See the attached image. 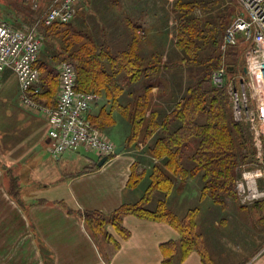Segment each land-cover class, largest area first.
<instances>
[{"label": "trees", "instance_id": "obj_1", "mask_svg": "<svg viewBox=\"0 0 264 264\" xmlns=\"http://www.w3.org/2000/svg\"><path fill=\"white\" fill-rule=\"evenodd\" d=\"M136 1V14L121 11L123 17L112 18L109 24L92 14L77 15L66 23L46 25L42 16L28 22H38L41 36L34 63L40 71L39 91L32 98L53 107L59 66L71 63L75 89L100 99L90 123L104 132L116 123L118 114L119 122L128 124L123 151L130 148L142 154L139 163L134 160L127 182L132 189L143 182L136 200L123 201L109 213L78 211L93 237L102 235L117 248L107 225L127 236L122 226L125 215L163 221L179 234L178 240L161 244L164 264H177L193 250L203 264H214L196 229L198 207L179 216L167 201L173 190L193 178L200 179L201 198L216 204L236 200L235 181L243 167L252 168L257 161L248 125L234 120L226 87L211 81L212 72L222 64L233 69H227L229 74L242 72L240 54L246 45L220 50L225 30L240 14V7L236 0ZM170 20L172 49L165 56L166 42L154 47L151 36L167 38Z\"/></svg>", "mask_w": 264, "mask_h": 264}, {"label": "crops", "instance_id": "obj_2", "mask_svg": "<svg viewBox=\"0 0 264 264\" xmlns=\"http://www.w3.org/2000/svg\"><path fill=\"white\" fill-rule=\"evenodd\" d=\"M8 71L0 76V264H164L161 244L179 238L168 223L125 215L122 226L127 236L112 225L106 228L118 242L116 248L102 235L93 237L78 213H109L123 201L140 196L127 187L133 156L122 151L101 166L94 151V159L84 157L77 148L53 157L46 115L21 105L19 97L13 99L4 87ZM99 100L98 96L89 113L97 112ZM120 119L115 113L116 123L109 132ZM105 135L111 140L110 133ZM123 143L124 139L119 145ZM262 147L264 156L263 137ZM258 186L264 190V176L258 178ZM200 188L199 178L190 179L173 190L167 202L179 216L198 207L196 229L214 264H264V198L242 203L237 195L235 201L212 202L206 219L207 209L201 203L209 198L200 197ZM208 237H214V246L218 238L219 248L211 247ZM216 250L219 261L214 257ZM177 264L203 263L193 250Z\"/></svg>", "mask_w": 264, "mask_h": 264}, {"label": "built area", "instance_id": "obj_3", "mask_svg": "<svg viewBox=\"0 0 264 264\" xmlns=\"http://www.w3.org/2000/svg\"><path fill=\"white\" fill-rule=\"evenodd\" d=\"M80 0H52L43 22L66 23L75 13ZM240 14L226 28L221 50L239 44L246 45L244 68L240 73L229 74L222 64L211 74L217 87H226L234 120L248 125L257 161L252 168H242L235 181L242 203L264 198L258 178L264 176L262 137L264 136V0H236ZM41 48L36 26L18 27L0 22V74L11 70L20 88L23 105L44 113L48 120L49 151L55 158L80 146L96 152L100 157L114 154L116 145L88 119L92 104L98 99L95 93L75 89L76 73L69 62L59 66V90L53 107L43 106L32 98L39 91L40 71L34 65Z\"/></svg>", "mask_w": 264, "mask_h": 264}, {"label": "rangeland", "instance_id": "obj_4", "mask_svg": "<svg viewBox=\"0 0 264 264\" xmlns=\"http://www.w3.org/2000/svg\"><path fill=\"white\" fill-rule=\"evenodd\" d=\"M170 1H172V0H169V2ZM51 2H52V0H27L25 3H23L21 0H0V22L5 21L12 26L14 25V27L17 26L15 28H18L19 26H20V28L21 27H28V26H37L38 22L33 23V24H30L28 22H30L32 20L39 19L41 16L44 17L46 12L49 9ZM137 3H138V1H136V0H80L76 4L75 13H74L73 17L71 18V20L74 19L75 17H77V15L85 14L87 16V15L92 14L93 18L95 20L99 21L100 23H102L101 20H103L104 22L106 20H108L107 23L109 24L112 21H114V20L110 21V19H112V18L121 19L123 17L122 15H120V14H122L121 11H127V12H129L128 14H136L134 12V10L137 6ZM167 6H168V4H167ZM172 24H173V22H172V20H170L169 21V25H170L169 31H167V30L165 31V32H167V35H168L167 38L162 36L161 34H153L151 36V40H153L152 43H154V47L159 46V44H161L163 42V40L166 42L164 45V51H163L165 56H167V54L169 52H171V49H172V41H170V39H169L172 36ZM113 34H115V33H113ZM39 38H41L40 35H39ZM152 45L153 44L148 46V48L151 47ZM220 50H221V47H220ZM240 56H241L243 64H245L244 63V54H242V52H241ZM243 69H244V65L242 66V72H243ZM7 74H9V77L6 79L5 82L7 85H5L4 87H5V89H7L12 94L13 99L16 100V98L19 97L18 94L20 93L18 81H17V85H16L17 79L15 80V76L12 74L11 71H8ZM0 76H1V74H0ZM173 78L174 77L172 75L171 79L173 80ZM174 80H176V79H174ZM183 81H185V80H183ZM58 90H59V88H58ZM16 93H17V95H16ZM57 95H58V92H57ZM54 97H55L54 98V100H55L57 98V96H54ZM49 99H51V97ZM18 101L21 103L20 99ZM21 105H23V104L21 103ZM23 106L30 109V107L27 105H23ZM89 112H90V110H89ZM91 113H92V111H91ZM91 113H88L89 114L88 119H90L89 116ZM127 128H128V124L125 123L124 121H122L121 123L119 122L112 129V132H109V130H104L103 133L107 134V135H108V133H110L111 141L115 145L118 146L120 141L122 139H124V136L127 133L126 132ZM141 147H142V145L139 143L138 149L140 150ZM77 149H78L79 153L81 155H83L84 157H91L94 159L93 151H85V150H83V148L82 149L77 148ZM126 152H129L130 155L133 156L134 160L137 159V161H138L137 163L140 162L139 156L142 155V154H140V151H136L135 149L130 150V148H129V150ZM143 155L145 156V154H143ZM143 161L146 162V160H143ZM86 164L87 163H85V161H84V165H86ZM139 168H141V165L139 166ZM194 182L195 181H193V184H194ZM143 187H144V184L142 182L140 185H138L136 188L133 189L132 193L136 194L138 192L140 195ZM190 189H192V187ZM202 201H204V202H202ZM202 201H201L202 202L201 203L202 208L205 205L204 210L207 209L205 211V214H204V217L207 219L209 217V213H210L209 207H211L212 200L211 199H205ZM233 201H235V200L233 199ZM175 206L176 205L172 204L173 208H175ZM193 206H195V205H193ZM149 207H153V204L151 203ZM211 221H212V217L209 221V224ZM209 228H210V225H207V227H206L207 232H209ZM216 233L217 232H215L214 237L216 236ZM213 238L208 237L209 245L213 248L215 246H216L215 248H219V239L217 238V240L215 242V246H214ZM207 251H208V249H207ZM218 255H219V251L216 250L214 252V257L217 259V261H219ZM0 257H1V255H0ZM220 263L221 262H219V264Z\"/></svg>", "mask_w": 264, "mask_h": 264}, {"label": "water", "instance_id": "obj_5", "mask_svg": "<svg viewBox=\"0 0 264 264\" xmlns=\"http://www.w3.org/2000/svg\"><path fill=\"white\" fill-rule=\"evenodd\" d=\"M228 70L232 71L233 69L230 67L227 68ZM246 69L244 68L243 71H245ZM124 149V145H118L116 146L115 150H114V154L117 155L119 153H121ZM108 157L107 156H102L100 158V160L98 161V165L101 166L105 161H107Z\"/></svg>", "mask_w": 264, "mask_h": 264}]
</instances>
